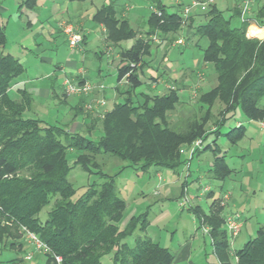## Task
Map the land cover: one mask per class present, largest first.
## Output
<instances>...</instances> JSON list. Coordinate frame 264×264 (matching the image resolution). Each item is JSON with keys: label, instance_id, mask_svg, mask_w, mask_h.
<instances>
[{"label": "trees", "instance_id": "1", "mask_svg": "<svg viewBox=\"0 0 264 264\" xmlns=\"http://www.w3.org/2000/svg\"><path fill=\"white\" fill-rule=\"evenodd\" d=\"M36 1L20 0L18 11L33 9ZM145 1L160 15L150 12L143 37H136L127 19L115 16L111 4L101 6L92 16L94 22L104 26L110 42L134 41L128 49L120 51L116 81L124 77L126 83L115 89L123 100L114 102L102 117L87 111L83 116L84 131L70 132L63 125L24 116L33 103L31 94L25 88H18L16 97L12 98L9 90L25 68L18 58L0 51V256L4 251L14 250L17 260L24 261L21 254L24 226L50 249L44 253V260L35 264H57L54 255L60 256V264H104L101 261L104 255H110L111 264H172L173 252L144 234L149 225L147 210L131 217L125 227L118 226L125 201L115 184L117 176L125 168L142 172L152 166L180 168L186 161L179 152L180 146L197 138L205 142L210 134H220L222 125L236 112L246 119L264 122V38L246 35L248 23L240 21V7L226 16L215 3L201 12L203 20L186 37V41L193 36L206 39L202 61L215 75V84L208 91L198 93L192 115L170 122L169 114L180 101L175 89L161 94L141 93V101L133 102L131 94L141 84L136 71L144 66L143 56L149 51L150 40L156 36L170 44L183 26L181 8L190 0H179L173 7L161 0ZM192 17L186 19L190 26ZM234 18L239 19L238 26L231 25ZM253 18L259 27L264 26V4ZM83 40L84 37L81 43ZM5 44L6 34L0 26V48ZM73 78L82 81L80 74ZM84 101L81 98L79 107L73 106L74 116L84 114ZM216 102L223 106L214 115ZM209 121L214 124L213 130L206 127ZM244 133V125L240 123L222 135L233 145ZM212 144L204 143L194 157L202 150L214 151L212 174L222 180L231 171L224 156L217 155ZM99 155L114 156L125 164L114 174L99 171L102 181L88 184L72 200L75 189L67 178L70 170L79 166L92 174L90 167L98 166ZM50 202L46 219L41 221L38 214ZM187 211L192 213L199 229L208 227L212 252L219 264H264V222L253 238L233 251L237 260L232 261L222 207L213 201L208 211L200 205L190 206ZM132 235L134 242L129 245L126 238Z\"/></svg>", "mask_w": 264, "mask_h": 264}, {"label": "rangeland", "instance_id": "2", "mask_svg": "<svg viewBox=\"0 0 264 264\" xmlns=\"http://www.w3.org/2000/svg\"><path fill=\"white\" fill-rule=\"evenodd\" d=\"M138 1L143 3V8L138 10L144 12L142 13V18L145 20L148 12L146 9L147 6L144 0ZM161 1L168 6L174 4L171 0ZM215 1L217 7L224 10V14L228 16L230 12L227 6L230 7L233 0ZM42 2L43 1L39 2V6H41ZM45 2L48 6L47 11L41 8L42 10L40 11L32 10L28 12L32 23L31 25L27 26L25 24L26 18L22 19V23L18 20L14 21L10 19V24H8L4 30L6 34V44L3 48V52L18 58L25 68L24 73L18 79L17 85L9 92V95L12 98L16 97V90L18 88H25L31 94L33 103L31 109L26 111L24 116L39 118L48 124L63 125L65 128L70 129V132L79 130L84 131L85 127L80 124L78 118L85 116L87 111L88 113H92L85 109V105L101 98L102 95L97 93L94 98L86 102L84 104V114L77 118V116H74V112L69 108L70 105L73 104V100L68 99L65 104L56 100L53 94L55 93L57 98H62L63 101L68 97L71 98V96L65 94L62 82L65 76H70L77 68H81L90 82L100 83L104 86V90L108 91V96H110V98L107 105L100 108V111L104 110V112H106V108L108 109L113 102H121L123 96L119 95V97L114 98L111 95L112 86L116 82V66L118 64L116 51H118L119 47L113 48L111 54L108 55L110 52L105 51L106 42L100 31L96 29L86 36L84 44L70 47L64 33H62L63 25L71 24L74 27V22L69 19L62 20L63 16L57 12L55 8L56 5L54 6L51 0ZM92 2L94 6H99V4H102L103 0H92ZM252 2H259V0H253ZM263 2L264 0H260V3ZM132 4L137 5V2H133ZM87 5L90 6L89 2ZM171 9L172 8L169 10ZM251 16L253 17L254 15ZM203 18V15L200 14L195 20L201 22ZM42 19L49 21L51 26L55 29L54 33H52L51 29L48 30L43 26ZM58 22L59 30L62 29V32L57 30ZM239 22V19L234 18L231 21V25L238 26ZM188 23L189 21L186 20L183 24V26L185 25L184 28L188 26ZM253 23L258 26L254 18ZM139 27L140 29H145L143 25H139ZM78 33H81V31H78ZM248 33L250 35H247L248 37H255L251 36L250 31H248ZM186 36L187 34H183L181 37L184 45ZM256 38L263 39L264 35L261 37L256 36ZM176 39H178L177 35L174 36L169 44L156 37V42H154L153 39L150 40V49L153 48V44L156 45V48H159L161 45H163L164 48H169L174 44V47H172L166 58L168 60L167 62L177 69V72H179L178 70L194 68L197 63L201 64V51L207 44L206 39L198 40V37L193 36L185 47L177 45ZM197 40L198 46H195L193 43ZM30 42L32 43L30 44ZM126 43V41H122L121 46L125 47ZM1 49L2 48H0V50ZM157 55L158 52H156V56ZM162 64L161 60L157 58V69H159ZM207 70L213 73L211 67ZM138 76L143 82L136 87L134 93L131 94L135 104L142 99L141 96L138 97L139 93H153V90L149 87L147 72L144 71L140 73L138 71ZM206 79L207 77L202 79V76L195 75L193 86L196 88H193L194 91L193 94H191L194 102L196 101L200 89L207 85L208 82ZM197 80L198 82H196ZM204 90L206 89L204 88ZM195 92L196 95L194 96ZM84 95H89V93ZM262 103L264 104V99ZM222 106V104L216 102L212 109L213 114L217 115ZM195 110L196 108L194 111ZM93 115L95 114L93 113ZM82 118L83 117L80 119ZM238 121H241L246 127L247 134L240 139L236 145H230L223 135L217 138V144L221 146V151L223 153L225 152L226 160L233 169L231 175L223 182V190L230 198L226 201L227 204L224 207L225 212L237 213L243 221L240 233L233 239L231 245L230 258L232 261L237 260L234 258L233 251L239 249L246 241L253 238L257 228L264 222V143L260 145L257 144L259 140H263L264 142V127L261 125L263 121L249 120L241 116L239 112H236L233 118L226 120L220 131L222 133L226 132L230 127L236 126ZM211 125H213V122L209 121L206 127L209 129ZM250 136L253 137L256 143L249 138ZM213 139L214 135L210 134L204 143L211 144ZM186 145L187 144H182L180 147H186ZM182 157L186 158V155L183 154ZM212 158V151L206 150L200 159L197 158L193 160L192 158L188 168L186 166L178 168L171 178L174 179L177 187L180 186L181 182H184L185 191L183 192L182 188L183 196L177 200H172L170 198H163V200H161L159 196L153 193L155 185L160 183L158 175L155 173V167L152 166L145 172L136 171L132 168H125L117 176L115 181L119 194L125 201V209L121 219L117 223L118 226L120 228L125 227L131 217L137 216L147 210L150 223L144 232L146 236L150 237L153 241H158L160 245L170 248L189 241L190 256L195 264H202L205 262H208L207 264H216V257L212 252L208 235L203 233L201 228L199 230L200 233L196 232L195 234L193 229L195 225L193 222L194 217L192 213L187 211V208L194 205H200L207 210V205L210 201L207 199V196H205L206 192H203L202 188L207 186L210 188L211 186L219 184L218 181L204 175L208 168V163ZM97 161L98 166L90 167L91 172H93L92 174L83 171L79 166H75L70 170L67 178L75 189V194L71 198L72 200H75L81 195L88 184L94 181H102L99 177V171L114 174L125 164V162L121 161L119 158L109 155H99ZM198 166L200 169H198ZM163 170L167 171L169 169L163 168ZM225 193H222V196ZM184 196L187 197L188 202L181 205L180 203L183 201ZM51 206L52 202L42 208L38 214L41 221L46 219L47 212L50 210ZM21 238L25 240L23 234H21ZM25 242L28 243L27 241ZM126 242L129 245H133L134 235L127 237ZM28 247H32V245L25 246V249L27 250ZM40 254L42 253L34 251L32 255L33 259L37 256H41ZM5 255L7 254L3 253L1 258L5 257ZM29 260L26 259L24 260L26 262L20 264H34V262H32L33 260H31V262ZM101 261L104 264H111L110 255H104Z\"/></svg>", "mask_w": 264, "mask_h": 264}, {"label": "crops", "instance_id": "3", "mask_svg": "<svg viewBox=\"0 0 264 264\" xmlns=\"http://www.w3.org/2000/svg\"><path fill=\"white\" fill-rule=\"evenodd\" d=\"M40 1H43L41 6H39ZM40 1L39 0L36 1V5L33 9L24 10V11H22V13H20L18 11V4H19L20 0H0V26H2L5 30L6 27L8 26V24H10V21H11L10 19H13L14 21L18 20L19 22L22 23L23 18H26L25 24L27 26L31 25L32 23H31V19L29 18L28 12H31L32 10H38V11H40L42 9H44L45 11L48 10V6L45 2L47 0H40ZM240 1L241 0H233V3L231 4V6L230 7L227 6V9L229 10L230 13L233 11V9L235 7L239 8ZM51 2L54 6L56 5L55 8L57 9V12L60 13L61 16H63L62 20L69 19V20L73 21L74 22V28L77 31H81V34L84 37V40L80 44V46L85 43L86 36L89 33H91V31H94L96 29V30L100 31V33L102 34V36L106 42L105 51L110 52L108 55L111 54V50L113 48L119 47L118 51H116L117 52L116 57L118 58V64L116 66V70L121 65L120 51L124 50V49H128L133 44L134 39L122 40V41L127 42L125 44V47L121 46L122 41H119L117 43H112L109 40H107L106 31H105L104 26L102 24H98L92 20V16L95 13V11L103 5L111 4L115 10V16L117 18L127 19L129 25L136 32V37L145 36V33L148 29L147 21H148V17H149V14L151 11L149 8L150 7L149 3L146 1H145V4L147 6L146 9L148 10V12H147V15L145 17V20L142 18L143 17L142 13H144V12H142L141 10H138V9L143 8V5H142L143 3L141 1H138V0H103L102 4H99V6H94L92 0H89V1L88 0H51ZM88 2L90 4V6L87 5ZM133 2H137V5L132 4ZM213 3L216 4V1L213 0ZM263 4H264V2L260 3V0H259V2H253L251 5L250 14L255 15L257 13L259 7ZM173 5L174 4H171L172 7H173ZM252 13H255V14H252ZM200 14H201V12L194 13V15L192 17L191 26L188 25L186 28H184L185 27V25H184L182 27V29L180 30L179 34L177 35L178 38L182 37L183 34H187V36L191 35L193 27L198 24L197 20H195V19ZM13 20H12V22H13ZM42 20H43V24H44L43 26L48 30L51 29L52 33H54L55 29H54V27L51 26L49 21L46 19H42ZM189 23H190V21H189ZM139 25L145 26V29H140ZM258 28L264 30L263 26L258 27ZM57 30H59V22L57 25ZM61 30L62 29H60L59 31L62 32ZM246 35H247V33H246ZM154 37H155V39H153V40H154V42H156V36H154ZM161 41H165V40H161ZM188 42H190V41H185V45L188 44ZM31 43L32 42H30V44ZM149 44H151V43H149ZM193 44L195 46H198V40L196 42H194ZM185 45L183 43L179 46L185 47ZM22 47L25 48L24 46H22ZM172 47H174V44H172V46L169 48L168 47L164 48L163 45L159 46V48H156V45L153 44V48L152 49L149 48L148 53L143 56V59H144L143 65L144 66L140 67L136 71V75L139 79L138 71L140 73H143L144 71L147 72V74H148L147 79H148V82L150 85L149 87L153 90L152 94H161V93H165V92L172 90V89H175L177 91V94L180 97L179 104L176 106L175 110L169 114L170 122L176 123L178 121H182V120H185L186 118L190 117L192 115V113L194 112V109L197 107L196 101L195 102L193 101L192 95H191V94H193V91H194L193 88H196L193 86V84H194L193 79H194L195 75L196 76L197 75L202 76V79H204V77H207L206 81L208 83L206 86H203L200 89V92L208 91L215 84V75H214V72L213 73L208 72L207 69L210 68V66L208 64L204 63L203 61H201V64L197 63V65H195L194 68H189L188 70H178L179 72H177V69L172 67L171 64H169V62H167L168 60L166 58L167 55L169 54V52L171 51ZM0 51L3 52V49ZM156 52H158L157 56H156ZM201 54H202V51H201ZM157 58H159L161 60V64L163 63L159 69H157V67H156V59ZM201 58H202V56H201ZM136 67H139V63L136 65ZM75 73H79L81 75V73H83V70L81 68H77V70H75L73 74H75ZM192 75H193V77H192ZM83 77L88 79V77L86 76L85 73H83ZM140 81H141V83L143 82L142 80H140ZM196 82H198V80ZM17 83H18V81H17ZM17 83L10 88L9 92L12 91V89H14V87L17 85ZM125 83H126V80L124 77L119 82H117V81L115 82V84L112 86V91H111L112 97H114V98L119 97L118 91L115 89V86H117V85L124 86ZM205 84H206V82H205ZM204 88L206 90H204ZM97 93L102 95V97L105 98L106 105H107V102H108L110 96H108V91H106V90H104L102 92L100 91V93H99V91L94 90L93 93H89V95L74 96L71 98L68 97L64 101L62 100V98H57V95L55 93L53 94V97H56V100H58L59 102H63L65 104H66L68 99H70V100L72 99L73 104L70 105V107H69L70 110L72 111V108L74 105L76 107H79L78 105H79V101L81 98H83L85 100V102L82 103V105H84L90 99L94 98ZM140 95H141V93L138 94V97H140ZM195 95H196V92H195L194 96ZM113 104H114V102L112 103V105L108 109L106 108V110H110L112 108ZM78 117H80V115H77V118ZM81 117H83V116H81ZM80 118H78L80 124L84 125L86 123V119L84 117L82 119H80ZM240 123H242V122L238 121L236 123V125H238ZM244 128H245V133H244L243 137L246 136V134H247V129L245 126H244ZM209 129L213 130L214 124L211 125V127ZM220 135H222L221 131H220V134L219 133L215 134L214 139L212 140V142L215 140V143H213V144L211 143V144H212V147L215 149V153L217 155H219V156L223 155L224 156L225 161H226L228 167L230 168L231 172L222 180L214 178V176L212 174L213 161H214V151H212L210 148L206 149V150L212 151V157L213 158L208 163V168L205 171L204 175H206L208 178H211V179L218 181L219 184L216 186H211L209 188V190L206 191L205 196H207V199L210 202L207 205L208 206L207 210H205V209L204 210L208 211L210 204L213 201H216L219 204V206L222 207V213L221 214L224 216L226 213H229V212H227V211L225 212V208H224L225 205L227 204L226 201L228 199L225 200V202H223V205H221L222 204L221 203L222 193H225V191L223 190V185H224L223 182H225V179L231 175V173L233 172V169L229 166V164L226 160L225 152L223 153L221 151L222 150L221 146H219L217 144V138ZM249 138L256 143V141L253 139V137L250 136ZM261 143H264L263 140L257 141V144L260 145ZM236 144H233V146ZM223 148H224V146H223ZM206 150H202V151L198 152L195 155V157H193V160L197 159V158L200 159V157L202 156V154H204V152ZM225 151H227V150H225ZM201 163H204V162H201ZM182 166H184V165H182ZM189 166H190V164H189ZM154 169H155V173L158 175V178H159L158 180L160 181V183H157L155 185V190L153 193L156 196H159L161 200H163V198L164 199L170 198L172 200L179 199L182 196V188H184L185 183L181 182L180 186L177 187L175 185L174 179L171 178V177H173V175L176 173V171L178 169L167 170V171H164L163 169H159V168H154ZM198 169H200L199 166H198ZM193 222L195 224L193 227L195 234H196V232L200 233V231H199L200 229L198 228V224L196 223L195 218H194ZM149 223H150V220H149ZM242 225H243V221H242ZM240 230H241V228H240ZM240 230L237 233V235L233 237V239L239 235ZM233 239H232V242H233ZM23 242H24V251L21 254L23 255V260H26L25 255L28 251H31L32 247H28V249L26 250L25 246H30V244L26 243L25 240H23ZM155 242H158V241H155ZM232 242L229 243L230 249H231ZM168 248L174 254V259L172 261V264H195L192 261V258L190 256V251H189L190 242L189 241H186L184 244L178 245L176 247H173V248L168 247ZM3 253H6L7 255H5V257H3V258H1L2 255L0 256V258H1L0 264H20V263L26 262V261L19 262L17 260V255H16L14 250L4 251ZM40 255L41 256H37L34 259L32 257V259H30L29 261L31 262V260H33L32 262H34V264L36 262L43 261L46 255H44V253H42ZM215 262H216V264H219L218 261L216 260V258H215ZM207 263L208 262H205L202 264H207Z\"/></svg>", "mask_w": 264, "mask_h": 264}, {"label": "built area", "instance_id": "4", "mask_svg": "<svg viewBox=\"0 0 264 264\" xmlns=\"http://www.w3.org/2000/svg\"><path fill=\"white\" fill-rule=\"evenodd\" d=\"M174 4L179 3V0H171ZM253 0H241L240 1V15L239 19L240 21L247 22L248 26L246 28V33L249 35L248 31L250 27H256V24L253 23V17L250 15V9ZM213 0H206V1H197V0H190L187 3H185L181 8V16H182V23H185V20L189 17L194 15L196 12H203L206 11L208 8V5L212 4ZM150 10L160 15V12L154 7L150 5ZM264 28V26H263ZM63 33L66 37V40L68 42V45L70 47H76L81 44L82 41V34L78 33L76 29L71 24H65L63 25ZM250 36V35H249ZM252 36V35H251ZM152 39H155L153 36ZM183 39L180 37L176 39V44L181 45L183 44ZM131 67L134 66L133 63L130 64ZM79 73L71 74L70 76H65L62 86L65 94L67 95H82V94H88L93 93L94 90L97 91H104V86L100 83H92L88 79L83 77V73H81V82L76 81L73 76L77 75ZM127 75V74H126ZM104 105H106V100L104 97L98 98L94 100L92 103H87L85 105V109L91 111L95 115L102 117L105 113L104 110L100 111V108H102ZM106 111V110H105ZM104 112V113H103ZM261 125L264 127V123L262 122ZM204 146V142L201 138H197L193 140L190 144H188L186 147H180L179 152L181 154L186 155V162L184 166L187 168L189 167L191 159L194 157V154L197 150L202 149ZM185 188V187H184ZM183 188V192L185 189ZM209 190V187H203L202 191L206 192ZM183 196V195H182ZM229 195L225 193L222 196L221 203L225 200H227ZM188 202V199L186 196H184L183 201L180 203L181 205ZM242 226V218L237 213H227L224 215V227L227 234L228 242L231 243L234 236L237 235L240 228ZM201 230L203 233L208 234V227L202 226ZM22 234L25 238V241H27L29 244L32 245L31 251H28L25 255V259L29 260L32 258V255L34 251L41 252V253H48L50 252V249L48 246L43 243L35 233L27 229L26 227H21ZM54 259L57 264H60L61 258L60 256L54 255Z\"/></svg>", "mask_w": 264, "mask_h": 264}, {"label": "bare ground", "instance_id": "5", "mask_svg": "<svg viewBox=\"0 0 264 264\" xmlns=\"http://www.w3.org/2000/svg\"><path fill=\"white\" fill-rule=\"evenodd\" d=\"M249 31H250L251 35H254V36L256 35V36L261 37L264 35V30L257 29L255 27H251Z\"/></svg>", "mask_w": 264, "mask_h": 264}, {"label": "water", "instance_id": "6", "mask_svg": "<svg viewBox=\"0 0 264 264\" xmlns=\"http://www.w3.org/2000/svg\"><path fill=\"white\" fill-rule=\"evenodd\" d=\"M252 36H254V35H252ZM256 37V36H255Z\"/></svg>", "mask_w": 264, "mask_h": 264}]
</instances>
